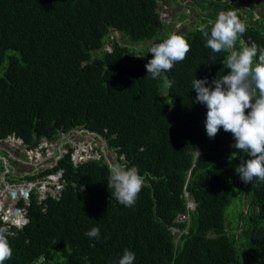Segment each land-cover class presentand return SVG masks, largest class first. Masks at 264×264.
Masks as SVG:
<instances>
[{
    "label": "trees",
    "instance_id": "1",
    "mask_svg": "<svg viewBox=\"0 0 264 264\" xmlns=\"http://www.w3.org/2000/svg\"><path fill=\"white\" fill-rule=\"evenodd\" d=\"M156 3L0 0V135L14 132L35 147L83 127L116 152L113 163L145 177L135 204L125 207L107 188L104 156L74 164L68 145L54 167L62 169L61 195L46 199V207L35 193L29 205L18 202L28 222L11 227L13 255L4 264H34L41 255L44 264H118L125 249L135 253L133 264H250L247 257L264 264V181L239 179L234 168L246 153L231 147L223 128L209 138L207 108L193 103L192 81L210 84L226 74L227 53L206 47L199 28L178 33L190 51L152 79L145 68L150 45L143 52L136 45L169 35ZM110 28L130 45L111 37ZM105 38L112 52L103 49ZM251 40L264 48L260 32ZM185 191L196 202L189 224L175 220L186 211ZM236 193L247 211L231 232L225 209ZM170 226L180 228L178 242ZM93 227L99 239L86 235Z\"/></svg>",
    "mask_w": 264,
    "mask_h": 264
},
{
    "label": "clouds",
    "instance_id": "2",
    "mask_svg": "<svg viewBox=\"0 0 264 264\" xmlns=\"http://www.w3.org/2000/svg\"><path fill=\"white\" fill-rule=\"evenodd\" d=\"M160 18H162L161 14ZM110 31L116 30L110 28L108 32ZM199 31L205 38V46L212 52L228 54L226 59L228 71L226 74L220 78L216 77L210 84L208 78H195L192 81V89L197 93L193 103L202 104L207 108L204 122L207 136L214 138L221 128L225 132H230L235 141L231 147L238 150L239 153H246V157H248L247 159L245 157L240 159V163L234 168L235 173L246 185L251 184L254 179L264 181V48H258L256 44H252L237 49V41L245 33L246 26L234 10L220 11L213 21L208 22V25L201 24ZM105 41L103 49L112 52L113 43L111 42L110 49H106ZM190 48L187 39L175 32L169 34L162 42L154 43L148 52L152 54V58L145 65L147 75L150 74L154 80L165 76L171 71L175 63L182 62L186 58ZM138 57L143 58L145 55ZM165 83L168 88H171L173 82L166 80ZM67 133H73L70 136L77 137L75 145L78 142V147L86 144L89 138L91 142H95L96 139L102 140L97 133L83 127H74L66 132H60L56 139L65 140L67 136L70 137L66 135ZM62 134L66 135L65 138H61ZM53 140L42 138L39 141L41 146L38 142L37 146L29 147L14 132L0 135V150L2 148L21 149L19 154L10 153L11 158L18 165L10 170L11 172L0 164V220L3 223L0 224V264L10 260L13 255L9 240V237L12 236L11 227L20 229L28 222L26 207L18 206V202L23 199L25 205H29L30 193L36 194L38 203H45L49 197L58 199L61 195L65 185L62 169L54 170L58 159L61 158L55 156L60 151L58 149L57 151L50 150L52 152L50 156H45V148H51L50 144ZM81 140H85V142H80ZM75 145L71 146L73 150ZM65 146L68 147V143ZM94 146L93 150H95ZM54 147L57 148L56 143ZM25 150L30 158H26L25 152H23ZM65 150V154H67L68 148ZM76 150L71 152V159L74 164L90 158H98L94 157V153L91 152V157L88 156L87 159L75 161L72 154L75 155L78 152V149ZM96 150L98 149L96 148ZM38 161L44 165H37ZM50 161L52 164H49ZM107 168V188L112 189L111 197H114L118 203L125 207H132L144 186L145 177L140 174L137 167H128L119 162H108ZM18 176L21 177L20 180L15 178ZM23 191L27 193L26 197ZM12 192L15 193L14 198L11 197ZM244 192L242 196H244ZM184 195L186 197V211L178 214L175 220L178 222L186 221L189 224V211L195 208L196 202L190 197L189 192L185 191ZM26 199L27 202H25ZM8 201L12 203L10 209L7 207ZM43 210L45 211V208ZM169 229L175 236L179 237L181 232L179 227L170 226ZM86 235L89 238L99 239L100 230L98 227H93ZM134 260L135 253L125 249L118 264H133ZM44 261L45 257L41 255L34 264H44Z\"/></svg>",
    "mask_w": 264,
    "mask_h": 264
},
{
    "label": "flooded vegetation",
    "instance_id": "3",
    "mask_svg": "<svg viewBox=\"0 0 264 264\" xmlns=\"http://www.w3.org/2000/svg\"><path fill=\"white\" fill-rule=\"evenodd\" d=\"M156 2V9L161 15L163 14L161 19L169 27V34L173 33V31L177 34H188L199 28L198 21L200 24H208L209 21H213L216 18L220 11L234 10L246 26L245 33L237 41V49L241 46H251L253 44L252 36L257 32L264 35V0H156ZM166 37L167 35H165ZM165 38L159 39V37H155L149 41L154 40L155 43H159ZM149 41L143 42L150 45ZM57 137L58 135L53 139ZM80 142H85V140ZM54 144V142H51V150L57 151ZM56 144L57 147H64V151L59 157L64 156L65 149L68 148L65 146V140ZM68 145L71 146L70 142H68ZM11 152L19 154L21 149L9 150L2 148L0 150V164L6 169L8 167L9 170L18 166L16 161L11 158ZM23 152H25L26 158H30L26 150ZM56 158L58 157L56 156ZM15 178L21 179L20 176Z\"/></svg>",
    "mask_w": 264,
    "mask_h": 264
},
{
    "label": "rangeland",
    "instance_id": "4",
    "mask_svg": "<svg viewBox=\"0 0 264 264\" xmlns=\"http://www.w3.org/2000/svg\"><path fill=\"white\" fill-rule=\"evenodd\" d=\"M197 24H198V27L201 25L200 24V22L198 21L197 22ZM203 24H205V23H203ZM174 32V31H173ZM109 34H110V36H113V35H115L116 37H117V41L118 42H120L121 44H123V45H130V43H127V39H123L122 38V36H121V34L118 32V31H110V32H108ZM165 38V37H164ZM160 39V38H159ZM105 42H106V44H105V48L106 49H110L111 48V42H110V40L108 39V38H105ZM149 43H150V48L152 47V45L155 43L154 42V40H152V41H149ZM132 46H135V45H133V44H131ZM146 45V43H144V42H142V44H140V47L138 46V45H136V47L141 51V52H143L144 50H143V47ZM147 48V47H146ZM149 48V49H150ZM150 55H151V53H149ZM53 142L54 143H60V141L58 140V139H54L53 140ZM73 144L75 145V142H73ZM77 144H78V142H76V145H75V148H74V150H73V152H75V151H77L76 149H78L79 147L77 146ZM60 145V144H59ZM85 144H83L82 146H84ZM86 145H90L92 148H93V146L95 147V150H96V148H98V150H92V152L94 153L93 154V156L94 157H98L99 158V156H100V153L104 156V160H106V161H108L109 163L111 162V163H113V161H116V153H115V151L113 150V149H109L107 146H106V142L102 139V140H100V139H96L95 140V142H91V139L89 138L88 140H87V143H86ZM71 146H72V144H71ZM81 146V147H82ZM89 147V146H88ZM108 149V150H106V149ZM59 150H60V152H59V154H62L63 153V151H64V149L63 148H59ZM98 151V152H97ZM88 152V151H87ZM234 153H236V150L234 149ZM56 156H58V155H56ZM55 156V157H56ZM49 164H52V161H50L49 162ZM6 170H9V168L7 167V169ZM5 170V171H6ZM9 172H11L10 170H9ZM30 172V171H29ZM239 179H240V177H239ZM35 192H40L39 190H34ZM244 191V190H243ZM243 191H242V193H243ZM241 200H242V197H241ZM241 200H240V198H239V196H238V194L236 193L234 196H233V194H232V198H231V203H230V205L229 206H227L226 207V209H225V216H226V225H227V228L228 229H230L231 230V232H233L234 231V228H233V226L235 225V223L237 222V220H238V214H239V212H241L242 211V208L243 207H241ZM11 206H12V203L10 202V201H8L7 202V207L10 209L11 208ZM243 210H244V213L246 212V209H244L243 208ZM229 219V220H228ZM181 220H184V219H181ZM239 231V230H238ZM175 240L176 241H178V236L176 235L175 236ZM247 259H248V262L250 263V264H255L257 261H251L248 257H247ZM243 263L244 264H246L247 262H245V260H243Z\"/></svg>",
    "mask_w": 264,
    "mask_h": 264
},
{
    "label": "built area",
    "instance_id": "5",
    "mask_svg": "<svg viewBox=\"0 0 264 264\" xmlns=\"http://www.w3.org/2000/svg\"><path fill=\"white\" fill-rule=\"evenodd\" d=\"M163 15V14H162ZM71 134H73V133H67L66 135H71ZM66 135H63L62 134V137L61 138H65V136ZM77 137H73V136H70V137H66L65 138V145L68 143V142H70V144H72V146H74V144H73V142H75V139H76ZM89 146V147H88ZM59 148H64V147H57V149L59 150ZM50 150H51V148H49V147H46L45 148V156L46 157H49L50 156V154L52 153V152H50ZM92 150H93V148L90 146V145H86L85 144V146H79V148H78V152H76L75 153V155L74 154H72V158L75 160V161H81L83 158L84 159H87L88 158V156H92V155H90V153L92 152ZM60 151V150H59ZM88 151V152H87ZM59 153H58V158H59ZM83 159V160H84ZM36 160V159H35ZM37 165H44L43 163H40L39 161L36 163ZM57 187H59V185H57Z\"/></svg>",
    "mask_w": 264,
    "mask_h": 264
},
{
    "label": "water",
    "instance_id": "6",
    "mask_svg": "<svg viewBox=\"0 0 264 264\" xmlns=\"http://www.w3.org/2000/svg\"><path fill=\"white\" fill-rule=\"evenodd\" d=\"M199 154H200V151H196V152H195V157L198 156ZM23 194H24V196L26 197V194H27V193H25V192L23 191ZM11 197H12V198L15 197V193H14V192L11 193ZM25 202H27V199L25 200ZM191 205H192V204H191ZM15 212H16V211H15Z\"/></svg>",
    "mask_w": 264,
    "mask_h": 264
}]
</instances>
